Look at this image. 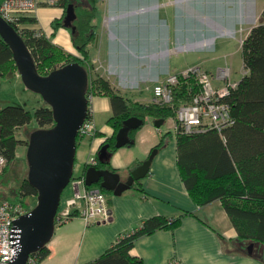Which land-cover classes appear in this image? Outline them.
<instances>
[{
    "label": "crops",
    "instance_id": "0c3cea01",
    "mask_svg": "<svg viewBox=\"0 0 264 264\" xmlns=\"http://www.w3.org/2000/svg\"><path fill=\"white\" fill-rule=\"evenodd\" d=\"M59 1L61 0H57V2ZM248 6L246 5L240 10L241 15L243 14L245 17L244 20L247 21L243 20L245 24L241 23V25H247L250 28L247 37L252 29L260 23L263 13L261 11L255 23L249 25V17L252 13H249ZM161 9L164 14L159 22L162 23L170 18L174 24L172 45L176 43L177 30L179 32L176 37L181 36V38L184 37L183 39L205 40L208 38V0H167L164 5H161ZM170 9H173L172 13H170ZM64 14L65 11L62 7L42 5L35 17V23L30 24L28 28L41 30L55 45L73 53L76 50L68 28L61 27L56 37H52L53 22L63 18ZM218 18L216 22H219L221 18L226 19L224 15H220ZM183 21L185 29L181 27ZM193 29H202L198 30L202 33L195 34ZM237 30L235 35L236 33L239 35ZM113 43L111 41L109 43L102 35H97L94 47L89 45V54L93 57V50L100 54L99 60L93 59V63L97 64L96 62L100 61L104 70L109 71L111 80L114 78L123 80V86H119V89L124 91L125 97L128 99H132V95L137 96L139 90L147 94V97H152L153 94L150 90L152 85L164 80L170 74H179L194 66L203 67L215 76L229 66L231 68L230 79L236 84H239L248 73L244 68V61V73H238L233 65L234 62L229 59L230 57L226 58L224 67L218 57V49L215 53L210 52L212 56L208 54V50L196 52V61L182 71L173 68L171 63L168 68L155 76L138 74L140 67L137 66L133 69L127 66V72L118 73L119 70L113 71L112 68L119 59L124 60L126 65L129 64L126 61L127 57L122 58L119 55L118 46L114 47ZM204 43L208 46L207 40ZM106 45L108 46L107 52L110 53V49H113L114 52L109 58L103 52ZM240 46L242 51V45L240 44ZM148 62L146 60L143 66L149 65L150 69L152 64ZM5 83L0 84V106L3 107L16 104V99L13 96L4 97L5 91L11 92L8 89L3 90ZM118 83L120 85V82ZM218 85H223V83L220 81ZM145 88L150 90V94L146 92ZM1 98L3 99L1 100ZM133 101H138V99ZM24 105L28 109L31 106L37 108L31 103L29 105L24 103ZM90 109L93 112L96 132L93 136L79 140L74 179L68 187V192L64 195L65 198L63 196V202L73 197L78 190L75 179L85 178L86 167L96 157L102 144L115 134L114 128L108 124V120L114 114L110 97H93ZM97 116L103 117V119L97 120ZM168 121H171L170 125L166 124ZM154 122L155 118L148 117L146 124L135 135V144L118 149L111 158V168L122 174L123 179L126 180L130 176L131 170L146 161L162 137L171 132L168 145L161 149L154 158L150 173L121 196L107 192L108 208L111 214L108 221L92 223L87 226L81 217L74 216L66 222L58 223L54 236L47 245L50 254L40 264H88L93 262L110 250L120 236L135 231L145 220L156 216H162L168 220L180 219V223L173 229H160L136 240L131 255L142 260L143 264H170L173 258H179L184 264H264V245L259 246L255 243L252 256L248 250L246 251L243 244L237 241L238 231L220 200L200 206L191 197L179 165L177 135L173 131V118H169L162 128H157ZM94 186L99 187V185Z\"/></svg>",
    "mask_w": 264,
    "mask_h": 264
},
{
    "label": "trees",
    "instance_id": "16d2710c",
    "mask_svg": "<svg viewBox=\"0 0 264 264\" xmlns=\"http://www.w3.org/2000/svg\"><path fill=\"white\" fill-rule=\"evenodd\" d=\"M99 2L101 0L59 1L55 5L62 7L65 14L63 18L53 22L52 37H56L58 30L64 26L67 7L74 5L77 15L73 23L75 29L68 30L74 47L88 57L89 45L97 37V28L93 22L98 14ZM21 21L29 26L36 20L30 17ZM15 29L18 30L17 27ZM18 32L32 52L42 76H47L68 64L79 63L89 72L88 97L94 93L111 99L114 114L108 124L114 128L115 134L102 144L96 155L97 163L89 164L86 171L90 167L113 170L111 158L118 150L116 136L128 118L139 117L145 125L148 117L166 121L175 117V109L172 106L137 103L115 91L108 80L101 78L95 81L90 71L92 64L70 55L64 57L60 52L61 48L41 31L26 29ZM242 56L244 68L248 73L224 99L231 107L234 125L227 128L223 135L216 130L191 135L179 132L177 143L182 177L191 197L200 206L220 200L238 231L237 241L242 243L247 251L251 244L264 245V12L260 23L244 40ZM11 69H17L12 51L0 38V78L3 79L5 72ZM193 87L192 81L182 79L180 87L175 90L176 107L181 100L191 99L189 91L191 88L195 91ZM32 122L36 123V130L53 127L55 121L51 108L42 105L31 111L19 104L0 106V154L6 158L7 167L18 160V148L24 144V140L18 137V132ZM137 131L131 132V145L135 144ZM170 138L171 132L166 133L153 150L160 151L166 147ZM106 144L110 147L107 154H102L101 149ZM37 195L29 180L25 179L15 202L19 198L22 201V198ZM179 223L180 219L168 220L162 216L147 219L135 231L120 236L110 250L88 264H143L142 260L131 255L136 240L160 229H173ZM49 254L50 250L45 246L34 255L41 262Z\"/></svg>",
    "mask_w": 264,
    "mask_h": 264
},
{
    "label": "rangeland",
    "instance_id": "374dc122",
    "mask_svg": "<svg viewBox=\"0 0 264 264\" xmlns=\"http://www.w3.org/2000/svg\"><path fill=\"white\" fill-rule=\"evenodd\" d=\"M166 1L167 0H101V2L98 3V14L93 22L97 28V35H102L109 41V43L110 41L114 42L112 45H114V47L118 46L119 55L122 58L127 57L126 61H128L129 64L126 65L124 60L121 61L119 59L117 63L114 64V68H112L113 71L119 70L118 73H123L128 71L127 66L130 67V69L137 66L140 67L138 74H152L155 76L158 75L160 71L168 68L171 63L173 68L182 71L187 68L188 65L196 61V52H205L208 50V54L212 56L211 54L215 53L216 49H218V57L224 67L226 66V58L230 57L229 59L234 62L233 65L235 66V70L238 73H244L243 56L240 44L242 45L243 41L246 39L250 28L247 25L243 26L247 21L244 20L245 17L243 14L241 15L240 10L249 4V13H252L249 17V25H252L255 23L260 12H264V0H208V38L205 40L196 38L183 39L184 37L181 38V36L176 37L179 32L177 30L175 35V45L171 44L175 29L171 19L167 18V20L162 23L159 22L162 20V14H164L161 5H164ZM172 10L173 9H170V13H172ZM220 15H224L226 19L221 18L219 22H216ZM181 19L184 20V18ZM243 20L245 21L244 23ZM241 23L243 24L241 25ZM184 25L185 22H181V27H183V29H185ZM198 30H194L195 32L193 33H202ZM236 30L239 35H237V33L235 35ZM37 31L40 32L41 30ZM42 34L44 35L43 32ZM206 40L208 41V46L204 43ZM95 43L96 39L90 45L94 47ZM74 49L76 51L73 53L68 52L63 48H61L60 52L63 53L62 55L64 57L70 55L77 59L81 58L82 60H86L90 65L92 64L90 71L91 76L95 81L100 80L101 78L108 80L115 91L125 96L124 91L119 89V86H123V80L121 78H114L115 81L111 80L109 78V71L107 72L104 70L105 68H103L104 66L100 61H97V64L93 63V59L99 60L100 54L97 51L93 50V57L90 56L89 53L88 57H86L75 47ZM107 49L108 46L106 45L103 52L105 55L107 54V58H109L114 52L112 51L113 49L109 48V53V51L107 52ZM146 60L149 61L148 63L152 64L150 69L149 65L143 66ZM224 70L229 73V77L222 83L235 85L236 83H233L230 79L231 68L228 66ZM4 78H0L1 85L6 82L5 86L3 85V90H11V92L5 91V94L3 93L4 97L13 96V98L16 99L15 103L23 104V106H25L24 103L28 105L31 103V105L37 106V108L45 105L40 95L25 87L17 69L16 71L11 69L5 72ZM116 80L120 82V85ZM17 81L18 83H16ZM154 86L152 85V88L150 89L152 94ZM145 90L150 94L148 88H145ZM95 96L100 95L92 93L89 97V101L91 102L92 98ZM2 99L3 98H1V100ZM137 99L138 101H135L137 103L145 105L157 104L154 96L147 97V94L143 93L142 90H139L137 96L132 95V99L130 100L133 101ZM29 110L35 111V108L31 106L29 107ZM100 118L103 119V117H96L97 120ZM170 123L171 121H168L166 124L170 125ZM36 128V123L32 122L18 132V137L24 139V144L20 146V149L18 150L19 155L17 152L18 160L9 165V167L6 165L0 174V204L4 201L15 202L23 181L28 179V145L30 137ZM26 141L28 144H26ZM68 190L69 188L65 190L63 196ZM21 200L22 201H20L19 198L16 202H22L28 213L37 205V197L22 198ZM61 203H64L63 200Z\"/></svg>",
    "mask_w": 264,
    "mask_h": 264
},
{
    "label": "water",
    "instance_id": "95a60500",
    "mask_svg": "<svg viewBox=\"0 0 264 264\" xmlns=\"http://www.w3.org/2000/svg\"><path fill=\"white\" fill-rule=\"evenodd\" d=\"M76 19L75 7L70 4L66 9L64 27L74 30ZM0 38L12 51L23 84L42 97L45 105L51 108L55 121L51 128L34 131L28 145V180L38 193L37 205L14 222L20 238L16 255L10 263L27 264L30 257L47 246L54 236L63 194L74 179L79 132L90 110L89 72L79 63H71L42 76L20 33L1 15ZM165 123V119L154 122L157 128H162ZM143 125L144 121L136 116L125 120L116 136V147L131 145V132ZM109 147V144L103 146L101 153L107 154ZM158 152L153 150L146 161L131 170L126 180L122 174L109 168L90 167L85 173L86 186L99 185L100 189L121 196L150 173ZM254 249V244L248 246L251 256Z\"/></svg>",
    "mask_w": 264,
    "mask_h": 264
},
{
    "label": "built area",
    "instance_id": "2783aa9c",
    "mask_svg": "<svg viewBox=\"0 0 264 264\" xmlns=\"http://www.w3.org/2000/svg\"><path fill=\"white\" fill-rule=\"evenodd\" d=\"M57 0H2L0 3V15L14 28L23 32L28 25L23 23V18L36 17L42 5H55ZM17 30V31H18ZM229 77V73L223 70L217 76L204 70L200 66L191 67L183 73L170 74L164 80L155 84L153 96L157 104L172 106L175 109L173 118V131L176 135L204 133L216 130L221 135L234 125L231 107L224 101L231 91L237 87L235 84L218 85ZM182 79L193 82L190 89L191 99L181 100L178 107L174 104L175 90L180 87ZM87 120L79 132V140L93 136L96 132V124L93 112L90 109ZM97 163L96 157L90 165ZM7 165V160L0 154V174ZM78 190L72 198L61 203L56 222H66L74 216L81 217L88 226L92 223L108 221L111 217L108 208L107 194L100 187H88L84 177L75 179ZM22 202L4 201L0 204V264H10L14 259L20 231L15 226V221L27 214ZM27 264H40L39 258L32 255ZM170 264H184L179 258H173Z\"/></svg>",
    "mask_w": 264,
    "mask_h": 264
},
{
    "label": "bare ground",
    "instance_id": "6f19581e",
    "mask_svg": "<svg viewBox=\"0 0 264 264\" xmlns=\"http://www.w3.org/2000/svg\"><path fill=\"white\" fill-rule=\"evenodd\" d=\"M155 4V3H154ZM155 8V7H154Z\"/></svg>",
    "mask_w": 264,
    "mask_h": 264
}]
</instances>
